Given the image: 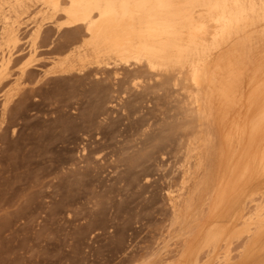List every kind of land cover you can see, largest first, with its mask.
Here are the masks:
<instances>
[{
	"label": "rangeland",
	"instance_id": "obj_1",
	"mask_svg": "<svg viewBox=\"0 0 264 264\" xmlns=\"http://www.w3.org/2000/svg\"><path fill=\"white\" fill-rule=\"evenodd\" d=\"M11 2L0 9V56L15 52L26 59L31 47L37 52L20 93L16 62L0 85V264H168L177 259L181 225L171 207L183 190L185 171L193 183L199 172L195 147L202 142L203 125L188 96L197 90L188 83L174 86L172 78L157 79L135 63L114 67L103 58L98 67L93 55L74 60L71 76L53 74L52 61L66 54L82 29L60 28L62 18L52 17L38 2L17 12L9 10ZM37 26L40 31L34 32ZM6 92L12 101L2 114ZM244 110L235 108L230 117L241 120L250 114ZM214 120L220 143L229 126L220 127L218 114ZM261 133L257 139L264 143ZM261 175L263 183L255 189L263 191L264 169ZM263 202L264 191L237 222L231 223V216L218 221L240 227ZM203 213L196 226L191 223L196 236L214 223L207 208ZM219 245L216 252H202L199 264L218 252L220 258L226 245ZM234 250L237 260L240 251ZM219 258L214 262L221 264L223 255Z\"/></svg>",
	"mask_w": 264,
	"mask_h": 264
},
{
	"label": "bare ground",
	"instance_id": "obj_2",
	"mask_svg": "<svg viewBox=\"0 0 264 264\" xmlns=\"http://www.w3.org/2000/svg\"><path fill=\"white\" fill-rule=\"evenodd\" d=\"M7 1L0 0V9ZM37 2L52 17L62 18L60 28L83 31L80 38H72L64 56L52 61L53 74L71 76L74 60L93 55L98 67L103 58L114 67L135 63L157 79L172 78L174 86L185 88L188 83L197 90V95L188 96L196 102L203 125L202 142L195 147L200 150L199 172L193 183L191 172L185 171L183 190L172 201L182 244L178 258L168 264H199L202 252H216L222 242L226 251L221 264H264V204H257L254 214L246 213L251 215L240 227L218 221L231 216V223L237 222L264 191L255 189L263 183L264 169V143L257 139L264 133V0H12L9 10L17 12ZM39 31L37 26L34 32ZM36 52L31 47L26 59L15 52L0 56V85L9 74V64L16 62L14 81L20 93ZM11 101L6 92L2 114ZM235 108L250 114L241 120L231 118ZM215 114L220 116V127L229 126L220 143L213 129ZM204 208L214 223L202 226L196 236L192 226ZM235 247L240 251L237 260L232 255ZM218 253L206 264H213Z\"/></svg>",
	"mask_w": 264,
	"mask_h": 264
}]
</instances>
